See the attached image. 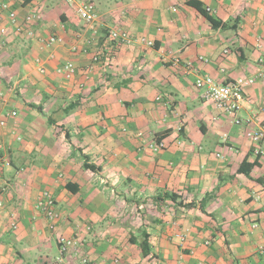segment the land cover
<instances>
[{
  "label": "crops",
  "instance_id": "crops-1",
  "mask_svg": "<svg viewBox=\"0 0 264 264\" xmlns=\"http://www.w3.org/2000/svg\"><path fill=\"white\" fill-rule=\"evenodd\" d=\"M2 1L19 23L40 18L33 36L0 20V264H264V155L245 136L264 129V0H94L92 24L79 0ZM202 76L255 82L226 114ZM45 190L52 230L36 208ZM59 235L81 246L61 255Z\"/></svg>",
  "mask_w": 264,
  "mask_h": 264
},
{
  "label": "built area",
  "instance_id": "built-area-1",
  "mask_svg": "<svg viewBox=\"0 0 264 264\" xmlns=\"http://www.w3.org/2000/svg\"><path fill=\"white\" fill-rule=\"evenodd\" d=\"M77 16L86 24H92L97 20V14L95 12L94 0H79L76 4ZM38 14H28L24 17V20L19 23L17 20V14L14 10H11L9 4L0 0V20L6 19L14 28L15 32H26L28 36H33V30L31 25L39 19ZM1 33H5V29H1ZM108 39L111 41L121 42L127 45L134 43H141L149 47H153V42L146 40L145 38L134 39L127 32L121 29L110 28L107 31ZM43 44L47 47L60 43V39L56 36H49L47 39L42 40ZM74 49V48H73ZM227 53V50L224 51ZM99 56H94L93 61H99ZM204 60L203 58H199ZM40 72L44 71V68H39ZM57 73L65 78H72L76 73V67L72 62H66L56 69ZM260 78H264V74L259 75ZM255 82L254 78L238 77L228 83L220 84L215 82L210 76H202L196 79L195 86L202 90V98L212 102L217 109L226 114H235L239 112L244 103L243 89L252 85ZM2 93H0V98ZM15 112H10L9 116H14ZM235 124H239L238 119L234 120ZM0 125H4L1 121ZM246 138L252 142V152L256 156L264 155V129H252L245 132ZM226 137H224V140ZM149 148L153 152H158L164 148L163 142H155L149 145ZM219 157V155H217ZM0 206L2 203L0 202ZM55 201L52 195L48 191H43L36 201V208L44 215L49 222V228L52 230L54 222L60 219V214L55 208ZM16 227L15 224L12 225ZM183 239V238H182ZM58 251L61 255L68 253L72 250H76L81 246V242L75 237H65L59 235L57 237ZM258 252L264 254V244L258 247ZM83 264L87 263V259L82 260Z\"/></svg>",
  "mask_w": 264,
  "mask_h": 264
},
{
  "label": "trees",
  "instance_id": "trees-1",
  "mask_svg": "<svg viewBox=\"0 0 264 264\" xmlns=\"http://www.w3.org/2000/svg\"><path fill=\"white\" fill-rule=\"evenodd\" d=\"M188 4L191 5L192 7L196 8L201 14H203L208 19V21L211 23L212 27L215 28V29H217V28H221V29L230 28V29H232V28L236 27V24H234V23L232 25L229 24V23H222L221 21H219V20L215 19L214 17L210 16L207 13V11L204 8H202V5L199 4L196 1H188ZM83 166L86 169H90V170H94L95 169V167H93L92 165L86 164V163ZM245 173H247V172L245 171ZM168 197L171 198V199H175V197L172 196L171 194L168 195ZM146 245H147L146 242H142L141 243L142 251L144 250V247Z\"/></svg>",
  "mask_w": 264,
  "mask_h": 264
}]
</instances>
